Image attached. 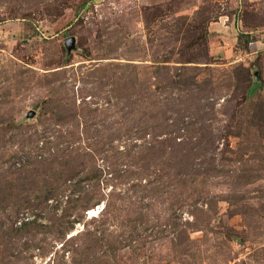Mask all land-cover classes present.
Masks as SVG:
<instances>
[{
  "label": "rangeland",
  "instance_id": "1",
  "mask_svg": "<svg viewBox=\"0 0 264 264\" xmlns=\"http://www.w3.org/2000/svg\"><path fill=\"white\" fill-rule=\"evenodd\" d=\"M0 264H264V0H0Z\"/></svg>",
  "mask_w": 264,
  "mask_h": 264
},
{
  "label": "water",
  "instance_id": "2",
  "mask_svg": "<svg viewBox=\"0 0 264 264\" xmlns=\"http://www.w3.org/2000/svg\"><path fill=\"white\" fill-rule=\"evenodd\" d=\"M73 44H74V39H70V40L68 41V47H72Z\"/></svg>",
  "mask_w": 264,
  "mask_h": 264
},
{
  "label": "bare ground",
  "instance_id": "3",
  "mask_svg": "<svg viewBox=\"0 0 264 264\" xmlns=\"http://www.w3.org/2000/svg\"><path fill=\"white\" fill-rule=\"evenodd\" d=\"M102 209V207H99L97 210H101ZM96 212V209L94 210V211H91L90 212V214L92 215V217H94L95 215H94V213ZM97 213V212H96Z\"/></svg>",
  "mask_w": 264,
  "mask_h": 264
},
{
  "label": "built area",
  "instance_id": "4",
  "mask_svg": "<svg viewBox=\"0 0 264 264\" xmlns=\"http://www.w3.org/2000/svg\"><path fill=\"white\" fill-rule=\"evenodd\" d=\"M21 224V223H20Z\"/></svg>",
  "mask_w": 264,
  "mask_h": 264
}]
</instances>
